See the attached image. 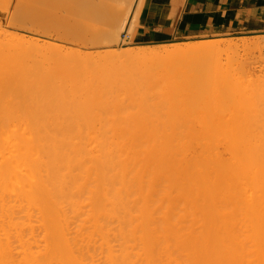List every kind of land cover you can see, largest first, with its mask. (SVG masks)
I'll return each instance as SVG.
<instances>
[{"label":"bare ground","instance_id":"1","mask_svg":"<svg viewBox=\"0 0 264 264\" xmlns=\"http://www.w3.org/2000/svg\"><path fill=\"white\" fill-rule=\"evenodd\" d=\"M9 1L0 264H264V75L239 54L264 33L128 46L140 0L130 26L134 0H39L49 27Z\"/></svg>","mask_w":264,"mask_h":264},{"label":"crops","instance_id":"2","mask_svg":"<svg viewBox=\"0 0 264 264\" xmlns=\"http://www.w3.org/2000/svg\"><path fill=\"white\" fill-rule=\"evenodd\" d=\"M264 0H143L133 38L263 32Z\"/></svg>","mask_w":264,"mask_h":264},{"label":"rangeland","instance_id":"3","mask_svg":"<svg viewBox=\"0 0 264 264\" xmlns=\"http://www.w3.org/2000/svg\"><path fill=\"white\" fill-rule=\"evenodd\" d=\"M16 1L17 0H15V2ZM13 2H14V0L13 1L12 0L9 1V8L10 9H12L15 6H17V4H14L15 2L14 3ZM19 2H18V5H19ZM39 3H40L39 0H38V2H37V0H32L29 3H27V5H25V9L27 8L28 11H31L30 13H32V16L35 15L34 18L37 17L36 21L41 19L42 20V21L40 20L41 22H43V21L44 22L45 21L47 22V26L48 27L49 26H52V23H53V26H54V24H56L55 21L57 19L53 18V16H54V13L55 12L59 11V9L57 10V6H59V5H56L57 2L56 3H50L49 4V6L51 7V10H49L48 13L49 14H52V15H49L48 13H47L48 15H46V13L45 14H44V12L42 13L43 10H41L40 15H46L47 16V18H46V16H44V18L42 19V17H40L39 14H38L39 13V10H40L38 8V6L41 7L42 9H45V8L50 9V7H46V6H48L47 4L39 5ZM142 3H143V0H140L139 3L137 4L136 11H135V15H134V17L131 20L132 22H130V23H132L131 24V27H130L131 28V32L125 33L124 30H123V28L122 29H119V32H118V41L119 42H121V39H122V43H125L126 42L128 46H134V45L135 46L136 45L154 46V44H158L159 42L164 41V40H166V41H178V40H181V41H192V40H196V39L203 38V37H217V36H226V37H233L234 36L235 37V36H239L241 34L253 35V34H256V33H262V32L219 33V34L198 35V36H190V37L161 36L160 38H154V39L152 38V39H149V40H146V41H139V40H135L133 38L132 34H133V28L136 25V19H137V15H138L137 13L139 12V10L141 8ZM58 4H60V7H62V9L60 8V10H63V11L66 10V8H63V6L65 4L63 5L60 2H58ZM134 6H135V0L132 2V5L130 6V9L128 10V12L126 14L127 16H126V20L124 22V26H127V25L130 26V23H128V18L130 17V14H131ZM36 7H37L38 12L36 10ZM52 8H54V11H53L54 13H52V10H53ZM48 9H46V10H48ZM32 11H34V13ZM63 11H60V12H63ZM39 17H40V19H39ZM123 17H124V14H123ZM51 19L52 20L55 19V21L53 20V22H51ZM57 22L60 23L61 26H64L66 21H63L62 19H60V22H59V20H57ZM29 23H31V22H29ZM29 23H27V24H29ZM29 25L31 26L32 24H29ZM57 25H55V27ZM61 26L59 25V27H61ZM53 29H54V27L53 28L51 27L49 29V31L52 32ZM263 33H264V31H263ZM102 48H105V47H102ZM239 51H240L239 52L240 58L244 62V64L246 65V68L250 69L256 75H264V48L251 47V48H249V50H246L245 51L243 49H240ZM60 86H61V89H60L59 93H63V94L69 93L68 85L64 86V82H61L60 83Z\"/></svg>","mask_w":264,"mask_h":264}]
</instances>
